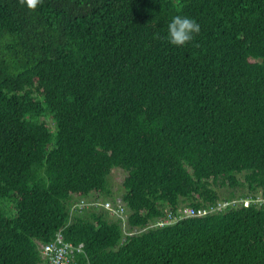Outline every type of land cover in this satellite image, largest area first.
Here are the masks:
<instances>
[{
    "label": "trees",
    "instance_id": "1",
    "mask_svg": "<svg viewBox=\"0 0 264 264\" xmlns=\"http://www.w3.org/2000/svg\"><path fill=\"white\" fill-rule=\"evenodd\" d=\"M174 15L200 25L183 47ZM117 167L127 230L72 213L116 201ZM259 192L264 0H0V264H48L60 230L79 264H264V205L151 226Z\"/></svg>",
    "mask_w": 264,
    "mask_h": 264
},
{
    "label": "built area",
    "instance_id": "2",
    "mask_svg": "<svg viewBox=\"0 0 264 264\" xmlns=\"http://www.w3.org/2000/svg\"><path fill=\"white\" fill-rule=\"evenodd\" d=\"M252 204L257 206L264 205V193L259 192L256 194H249L245 197H235L229 200L218 201L216 205L195 209L191 206H186L173 214L168 213L167 217L163 220H158L151 224V226H163L177 222L178 220L186 217L205 216L209 213L226 210L227 208H239L242 206L248 207ZM92 206H102L104 209L110 211L112 214L119 216L122 219L123 227L127 224L128 215L126 214V206L121 199L117 204L109 200L100 202L96 200L79 199L71 208V212H82L85 208ZM125 215V217H123ZM131 234V233H129ZM85 254L84 245L74 244L65 239L63 230L57 232L55 238L44 245L42 248V255L48 264H79L78 257Z\"/></svg>",
    "mask_w": 264,
    "mask_h": 264
},
{
    "label": "clouds",
    "instance_id": "3",
    "mask_svg": "<svg viewBox=\"0 0 264 264\" xmlns=\"http://www.w3.org/2000/svg\"><path fill=\"white\" fill-rule=\"evenodd\" d=\"M29 10H36L42 0H22ZM200 25L193 18L183 15H174L167 24V42L176 47H183L193 41L199 34Z\"/></svg>",
    "mask_w": 264,
    "mask_h": 264
},
{
    "label": "rangeland",
    "instance_id": "4",
    "mask_svg": "<svg viewBox=\"0 0 264 264\" xmlns=\"http://www.w3.org/2000/svg\"><path fill=\"white\" fill-rule=\"evenodd\" d=\"M48 121L49 123H51V118H48ZM126 175V172L121 169V168H114L113 171H112V174L110 175V181H111V187H112V190H113V193L116 197V201H113L112 198H108L107 200L111 201L112 203H116L118 202L119 199H121L122 197V194H123V191H124V188H123V180H124V177ZM222 190H225V189H222ZM97 194H94L91 196V198L93 199H90V200H97V201H100V202H103V201H106L105 198L103 197H99L100 199H95V196ZM7 204V203H6ZM100 210H104V208L102 206H98ZM110 212V211H109ZM111 214V217L113 218H120L119 216L117 215H114L110 212ZM125 215H128L127 212ZM125 215L123 217H125ZM127 224L125 225V229L127 230Z\"/></svg>",
    "mask_w": 264,
    "mask_h": 264
}]
</instances>
